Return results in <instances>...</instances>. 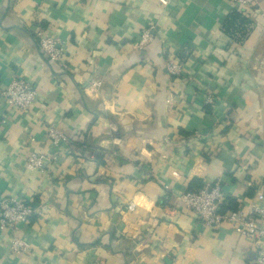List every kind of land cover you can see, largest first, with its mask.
I'll use <instances>...</instances> for the list:
<instances>
[{"label":"crops","instance_id":"1","mask_svg":"<svg viewBox=\"0 0 264 264\" xmlns=\"http://www.w3.org/2000/svg\"><path fill=\"white\" fill-rule=\"evenodd\" d=\"M258 7L0 0V197L39 211L20 224L25 253L0 230V264H254L231 225L205 226L178 197L219 181L247 211L264 193V0ZM234 10L246 19L229 32ZM151 24L153 41L137 48ZM40 30L61 39L65 65L43 54ZM13 77L36 88L30 111L3 98ZM50 124L69 142L54 147ZM30 152L58 158L31 171Z\"/></svg>","mask_w":264,"mask_h":264},{"label":"built area","instance_id":"2","mask_svg":"<svg viewBox=\"0 0 264 264\" xmlns=\"http://www.w3.org/2000/svg\"><path fill=\"white\" fill-rule=\"evenodd\" d=\"M240 10L259 9L260 0H226ZM164 5L168 0H160ZM260 10V9H259ZM157 26L149 25L142 29L140 40L136 47L144 49L154 39ZM39 46L43 54L52 62L65 65L66 51L60 38L52 37L43 31L37 33ZM166 68L171 75H180L182 65L179 61L169 58ZM100 80L92 81V86L98 88ZM3 98L10 106L18 111H30L33 108L37 96V90L33 84L24 77H13L2 91ZM208 102L213 103L211 97ZM171 101V100H170ZM46 133L54 147L69 142V137L56 125L50 124ZM56 153L48 156L42 152H30L26 155L25 162L28 170H41L47 172L52 162H56ZM226 194L219 181L205 182L198 189L186 191L178 197L180 205L191 209L196 217L207 227L218 229L229 224L233 229L256 251L254 264H264V193L259 192L250 204L243 210H222V204L226 203ZM35 214H39L37 208L18 196L2 195L0 197V230L11 234L10 248L14 253H25L29 245L19 236L20 224L28 222Z\"/></svg>","mask_w":264,"mask_h":264},{"label":"trees","instance_id":"3","mask_svg":"<svg viewBox=\"0 0 264 264\" xmlns=\"http://www.w3.org/2000/svg\"><path fill=\"white\" fill-rule=\"evenodd\" d=\"M245 19L246 18L240 12H238L237 10H234L230 14V16L227 18V20L225 22V28H226V30H229V32L234 31L237 28V26H236V25H238L237 23L242 22V21H245ZM201 186H202V184L201 185H198L194 189H198ZM190 189L191 190H194L193 188H190ZM191 190H188V191H191ZM238 208H240V205H239L238 202H236L234 200H230L229 202H226V203H223L222 204V210H227V209H233V210H235V209H238Z\"/></svg>","mask_w":264,"mask_h":264}]
</instances>
